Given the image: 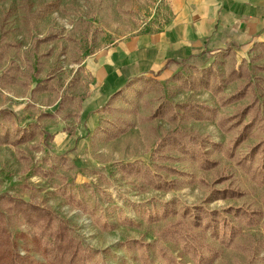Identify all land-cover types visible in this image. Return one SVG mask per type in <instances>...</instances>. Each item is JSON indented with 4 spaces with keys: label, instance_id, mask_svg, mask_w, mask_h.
<instances>
[{
    "label": "rangeland",
    "instance_id": "374dc122",
    "mask_svg": "<svg viewBox=\"0 0 264 264\" xmlns=\"http://www.w3.org/2000/svg\"><path fill=\"white\" fill-rule=\"evenodd\" d=\"M165 5L166 0H0V76L10 65L17 74L14 83L0 86V198L11 196L55 212L85 245L98 252L92 264L157 262L158 248L152 246L157 234L185 207L205 204L211 210H221L243 204L262 206L264 182L253 181L219 152L214 157H219L221 164L206 172L199 169L197 161L174 149H165L159 176L151 180L125 177L119 169L122 164L138 161L154 171L156 142L176 128L209 134L224 144L234 139L240 128L229 130L232 126L227 125L220 129L218 121L244 103L222 105V96L234 91L240 81L226 85L214 96L205 86L185 88L172 77L157 83L137 78L108 108L110 98L96 107L98 124L103 125V119L116 120L125 128L122 134L109 139L108 132L96 131L99 125L87 133L76 130L92 93L85 60L161 23ZM217 55V73H225L233 58L237 64L241 62L235 53ZM252 57H257V73L264 76V52L248 55L249 66ZM211 64L208 59H194L180 71L186 77L195 68ZM214 80L219 81L218 77ZM38 83H43L41 89L31 93ZM164 100L173 109L156 117ZM196 102L214 108L215 114L198 117L174 107ZM102 128L109 130L111 126ZM263 134L254 129L238 150L246 153ZM224 170L237 178L247 194L238 200L205 203L211 180ZM173 172L186 174L178 177ZM200 177L205 180L203 185L197 182ZM163 181L175 182L163 184L162 189L152 185ZM6 216L10 238L7 245L0 240V264H9V252L25 257L26 264H48L37 228L21 217ZM251 239H264V217L256 226L242 227L236 242L247 245ZM160 245L177 256L178 244ZM220 249L212 264H249L239 245ZM260 257H264V250ZM177 261L192 264L187 255L177 257ZM256 264H264V260Z\"/></svg>",
    "mask_w": 264,
    "mask_h": 264
},
{
    "label": "trees",
    "instance_id": "16d2710c",
    "mask_svg": "<svg viewBox=\"0 0 264 264\" xmlns=\"http://www.w3.org/2000/svg\"><path fill=\"white\" fill-rule=\"evenodd\" d=\"M257 50L263 53L264 43L255 44L249 55ZM219 54L221 56H233L234 52L228 51ZM217 56L207 68L200 70L195 68L186 77L182 71H179L172 76V79L173 81H181L185 88H194L198 85L205 86L214 96L218 95L226 85L240 81L234 91L222 96V105L242 101L244 103L238 104L230 116L222 117L218 121L220 129H225L227 125L232 126L229 130L239 127L240 130L235 138L224 144L214 141L209 134L176 128L164 133L156 142L152 153L154 171L135 161L122 164L119 167L123 176L148 177L150 180L159 176L162 167L159 161L165 155V149H174L181 155H187L191 160L197 161L199 169L204 172L215 170L221 164L220 158L214 157L215 153L219 152L222 157L232 161L253 181L257 183L264 182V134L248 147L246 153L238 150L254 129L261 130L264 133V76L257 73L258 66L254 65L257 57L251 58V66L248 65L246 59H242L237 64L233 58L225 73H217L215 70L218 65ZM186 65H188V62L182 64L183 67ZM13 67V65H10L3 71L0 76V86L15 82L17 74L12 73ZM216 77L219 79L218 82L214 80ZM137 80L157 83L156 80L149 77H140ZM130 83H132V80ZM42 85L43 83H38L31 90V93L39 91ZM120 93L121 90L113 94L105 108H108L110 102ZM172 107L168 101L164 100L156 110V117L168 109H173ZM174 107L179 108L183 114L193 113L198 117L208 113L214 115L216 112L214 108L200 102L176 104ZM102 123L111 126V128L105 130L102 128L103 125H99L96 131L108 132L109 139H113L125 131V128H121L116 120L103 119ZM255 136L256 133L254 132L253 137ZM257 158H260L259 163H256ZM176 174L180 177L186 173L178 172ZM174 182L163 181L152 185L154 188L162 189L163 184L170 186L169 184ZM197 182L203 185L205 180L200 177ZM246 194V189L238 183L237 178L232 173L228 174L224 170L211 180L209 192L204 202L208 203L218 199L238 200ZM0 204L2 206L0 208V240H2V245H7L10 238L7 233L8 220L6 215H15L37 228V235L42 243L44 256L48 264L93 263L98 252L85 245L74 234L68 222L57 216L49 208L7 195L0 198ZM263 217L264 198L262 206L243 204L241 206L224 207L221 210H211L205 204L185 207L177 219L169 222L157 234V240L152 246L158 248L159 258L157 262L152 264H180L177 257L181 258L183 255L189 256L192 264H212L220 256V247L229 248L235 245H239L241 250L246 253L249 264H256L264 260V257H260V253L264 250V239H251V243L246 245L236 242V238L240 235L242 227L256 226ZM160 242L178 244L177 256H174L167 247L161 246ZM148 245L150 246V244ZM6 256L9 258V264H26L25 257L19 254L9 252Z\"/></svg>",
    "mask_w": 264,
    "mask_h": 264
},
{
    "label": "crops",
    "instance_id": "0c3cea01",
    "mask_svg": "<svg viewBox=\"0 0 264 264\" xmlns=\"http://www.w3.org/2000/svg\"><path fill=\"white\" fill-rule=\"evenodd\" d=\"M167 5L161 23L85 60L92 93L76 128L79 133L96 129V107L135 78L165 82L183 63H212L217 54L228 51L247 59L255 44L264 43V0H167Z\"/></svg>",
    "mask_w": 264,
    "mask_h": 264
},
{
    "label": "built area",
    "instance_id": "2783aa9c",
    "mask_svg": "<svg viewBox=\"0 0 264 264\" xmlns=\"http://www.w3.org/2000/svg\"><path fill=\"white\" fill-rule=\"evenodd\" d=\"M168 5H167V0H166V5H165V9H167ZM165 13V12H164Z\"/></svg>",
    "mask_w": 264,
    "mask_h": 264
}]
</instances>
